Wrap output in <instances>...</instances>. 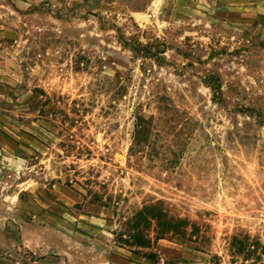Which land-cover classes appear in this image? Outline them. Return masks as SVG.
<instances>
[{"label":"rangeland","instance_id":"rangeland-1","mask_svg":"<svg viewBox=\"0 0 264 264\" xmlns=\"http://www.w3.org/2000/svg\"><path fill=\"white\" fill-rule=\"evenodd\" d=\"M0 261L264 264V0H0Z\"/></svg>","mask_w":264,"mask_h":264},{"label":"crops","instance_id":"crops-1","mask_svg":"<svg viewBox=\"0 0 264 264\" xmlns=\"http://www.w3.org/2000/svg\"><path fill=\"white\" fill-rule=\"evenodd\" d=\"M0 264H6V263H2V261H0Z\"/></svg>","mask_w":264,"mask_h":264}]
</instances>
